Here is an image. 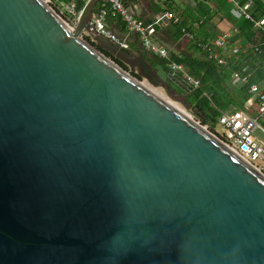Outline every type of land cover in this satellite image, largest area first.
<instances>
[{
    "label": "water",
    "instance_id": "95a60500",
    "mask_svg": "<svg viewBox=\"0 0 264 264\" xmlns=\"http://www.w3.org/2000/svg\"><path fill=\"white\" fill-rule=\"evenodd\" d=\"M100 1L70 26L0 0V264H264V172L186 112L192 85L91 29Z\"/></svg>",
    "mask_w": 264,
    "mask_h": 264
},
{
    "label": "trees",
    "instance_id": "16d2710c",
    "mask_svg": "<svg viewBox=\"0 0 264 264\" xmlns=\"http://www.w3.org/2000/svg\"><path fill=\"white\" fill-rule=\"evenodd\" d=\"M52 1L74 3L77 10H80L84 4L83 0ZM247 1L238 0V3L243 6ZM175 2L176 0H152L157 14L165 11H171L174 14L173 19L157 27L153 40L169 50L171 61L182 64L188 75L200 81L198 86H193L187 102L192 107L190 111L194 117L215 132L216 124L225 112L231 111L232 108L235 111L245 108L246 102L252 97L251 85L259 84L264 87V32L255 26V22L264 17V0H254L250 13L252 20L241 15L239 8L228 0H195L193 6L182 5V7ZM101 9L106 12L107 22L123 20L121 15L112 11L110 4L104 0L98 3L95 12ZM66 16L65 14L64 19L68 20ZM220 22L223 25L226 23L233 35L232 38H227L226 49L219 48L214 43L218 33L217 25ZM160 28H163V34L164 32L170 34L169 43L159 41L157 35ZM133 36L137 41L140 40L139 35ZM183 37L188 38L190 47L199 55L178 54L172 50L171 45ZM86 39L90 41V38L86 37ZM130 50H134L132 44H130ZM103 53L125 70H129L128 66L109 52L103 50ZM214 54L224 58L226 64L218 65L220 72L212 79L207 71L215 64ZM144 55L150 57L151 64L159 71H170L169 60L148 51H145ZM178 74L182 75V73ZM235 74L246 81L238 80L237 82L233 77ZM133 75L141 79L138 73ZM199 109L203 110L201 115L197 113ZM261 125L264 127V120L261 121ZM217 135L220 136L218 133Z\"/></svg>",
    "mask_w": 264,
    "mask_h": 264
},
{
    "label": "built area",
    "instance_id": "2783aa9c",
    "mask_svg": "<svg viewBox=\"0 0 264 264\" xmlns=\"http://www.w3.org/2000/svg\"><path fill=\"white\" fill-rule=\"evenodd\" d=\"M83 1L86 2L88 0ZM104 1L110 4L112 11L122 16L130 33L139 35L142 46L146 51L169 60L168 67L170 71L175 74L182 73L181 77L190 85H199L200 81L188 75L182 64H177L170 60V52L166 47L157 44L153 40L157 27L163 22L173 19V12L165 11L158 14L151 22L143 23L128 12L122 0ZM228 1L234 3V5L239 8L241 15L246 19L252 20L250 13L254 6V0H248L243 6L239 5L238 0ZM56 4L60 5L62 12H64V15H67L66 17L71 20L74 26L80 10H77L74 3L65 4L63 2H56ZM255 26L264 32V17L255 22ZM91 29L110 42L118 45L121 49L127 50L130 48L129 35L119 37L106 25V12L103 9L94 14L91 22ZM228 37L229 35L226 33L220 35L216 41H214L215 45L219 48L226 49ZM213 57L215 59V64H226L224 58L219 57L218 54H214ZM233 77L237 81H246V79H241L236 74ZM250 91L252 97L246 102L245 108L243 110H236L223 114L219 119V123L225 130L222 136L224 137V141L233 150L264 172V143L258 140L253 134L255 129L264 131V127L261 125V121L264 120V87H261L259 84H253L251 85ZM255 161H260L261 165L255 164Z\"/></svg>",
    "mask_w": 264,
    "mask_h": 264
},
{
    "label": "crops",
    "instance_id": "0c3cea01",
    "mask_svg": "<svg viewBox=\"0 0 264 264\" xmlns=\"http://www.w3.org/2000/svg\"><path fill=\"white\" fill-rule=\"evenodd\" d=\"M122 2L125 5V7L127 8L128 12L130 14H132L138 21H141L143 23L151 22L158 15L155 12V8L152 4V0H124V1L122 0ZM121 18H122V16H121ZM106 25L114 33H116L119 37H125V36L129 35L130 44H132L133 49L136 52H142L144 54V52L146 50L143 48L141 40L137 41L135 39V37L133 36L135 33H130L128 31L127 25H126L124 20H122L121 22H107L106 21ZM217 29H218V33L216 34L214 41H216V39L220 35H222L223 33L228 34L229 38H232V36H233L232 31L228 25H217ZM160 32L163 34V28H160ZM160 32H158V35H157L159 41L162 40L163 42L167 41L169 43L171 41L170 40V34L167 32H164V34L161 35ZM187 40H188L187 37H183L180 40H177L174 44L171 45L172 50L178 54L199 55V53H197L195 50L192 49V47H190ZM146 58H147V61L149 63H151V61L148 59V57H146ZM212 79H214L213 76H212ZM229 112H231V111H229ZM229 112H225L224 114H227Z\"/></svg>",
    "mask_w": 264,
    "mask_h": 264
},
{
    "label": "rangeland",
    "instance_id": "374dc122",
    "mask_svg": "<svg viewBox=\"0 0 264 264\" xmlns=\"http://www.w3.org/2000/svg\"><path fill=\"white\" fill-rule=\"evenodd\" d=\"M44 1H46L47 2V4H49L60 16H62L63 18H64V12H62V10H61V8H60V5L59 4H56V3H54L52 0H44ZM176 4H181V6L180 7H182V5H191V6H193L194 5V2L193 1H191V0H176V2H175ZM65 20V19H64ZM70 26H73V23L71 22V20H65ZM219 25H223V24H221V22L219 23ZM225 25H227L226 23H225ZM129 68V67H128ZM129 71V70H128ZM141 82H143L145 85H147L148 87H150L151 89H153V90H155L156 92H158V93H160L161 95H165V92L161 89V88H159V87H156V86H154L151 82H149L146 78H144V77H141V79H139ZM181 108H183L181 105H179ZM186 111V110H185ZM186 112H188L191 116H193L194 117V115H193V113L191 112V111H186ZM195 118V117H194ZM196 119V118H195ZM197 120V119H196ZM206 127H208V126H206ZM209 129V128H208ZM210 130V129H209ZM211 131V130H210ZM213 132V131H212ZM214 134H216L217 135V133L220 135L219 137L221 138V139H223V135H224V133H225V130H224V127L220 124V123H218V124H216V127H215V132H213ZM218 136V135H217ZM224 140V139H223ZM255 164H257V165H261V162L260 161H255L254 162Z\"/></svg>",
    "mask_w": 264,
    "mask_h": 264
},
{
    "label": "flooded vegetation",
    "instance_id": "af4514ba",
    "mask_svg": "<svg viewBox=\"0 0 264 264\" xmlns=\"http://www.w3.org/2000/svg\"><path fill=\"white\" fill-rule=\"evenodd\" d=\"M154 67V66H153ZM169 71L166 72H161L159 71V74L161 75V77H163L164 79L167 78ZM153 81V80H152ZM170 87L173 90V92L177 93V94H183L184 92L177 86L175 85L172 81H170Z\"/></svg>",
    "mask_w": 264,
    "mask_h": 264
}]
</instances>
